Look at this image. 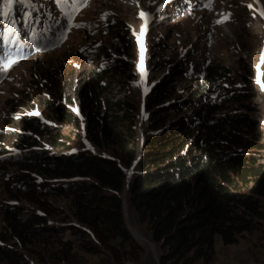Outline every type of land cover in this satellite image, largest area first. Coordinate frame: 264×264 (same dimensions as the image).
Returning <instances> with one entry per match:
<instances>
[{
	"label": "rangeland",
	"instance_id": "rangeland-1",
	"mask_svg": "<svg viewBox=\"0 0 264 264\" xmlns=\"http://www.w3.org/2000/svg\"><path fill=\"white\" fill-rule=\"evenodd\" d=\"M23 2L13 0L7 5L6 19L0 17V33L7 37L15 30L19 40L0 39V59L16 61L7 67L0 63V249L20 264H66L56 260L67 243L78 256L76 264H158L161 251L151 242L149 227L139 222L127 203L126 230L143 250L138 261L111 260L103 248L99 255L81 251L82 241L72 228L97 241L74 217L71 197L50 195L49 188L40 189L39 176L7 165L21 161L18 157L26 147L15 137L32 139L35 145L27 151L36 156L77 152L112 156L115 147L98 148L86 131L88 114L80 85L92 70L107 71L102 93L98 91L102 101L126 98L138 109L139 145L148 133L147 91L163 82L169 88L175 84L173 99L184 101L210 73L208 95L220 106L215 116H247L260 137L258 147L248 154L264 165V18L260 15L264 0H82L74 12L58 6L56 0H32L31 23H26L23 11L15 10V4ZM141 12L151 17L147 23ZM187 71H193L195 78L185 77ZM50 104L66 107L76 123L52 120ZM90 110L101 113L94 105ZM188 114L191 108L181 106L165 116L177 122ZM31 120L39 123L42 132L28 129L25 122ZM52 138L68 149H56ZM234 150L247 155L243 149ZM130 176L127 171L128 180ZM261 208L263 217L236 244L224 245L215 236L210 264H264V198ZM30 221L35 236L20 233L19 224ZM8 261L0 257V264Z\"/></svg>",
	"mask_w": 264,
	"mask_h": 264
},
{
	"label": "trees",
	"instance_id": "trees-1",
	"mask_svg": "<svg viewBox=\"0 0 264 264\" xmlns=\"http://www.w3.org/2000/svg\"><path fill=\"white\" fill-rule=\"evenodd\" d=\"M0 2L4 8L0 17L5 20L8 4ZM27 9L34 13L32 5L15 4L17 13L26 14ZM117 37L123 42L119 33ZM194 74L187 71L185 77L194 79ZM106 75L105 69L92 70L80 88L88 114L86 131L98 148L115 147L112 156L79 152L31 155L27 148L35 142L17 134L15 139L26 147L18 157L21 161L7 165L39 176L40 189L49 188L50 195L71 197L74 217L97 241L72 228L82 241L78 246L81 251L99 255L103 248L111 260L138 261L143 250L126 230L127 203L139 222L149 227L151 242L161 251L158 264H210L215 236H220L224 245L236 244L243 233L256 226V219L263 217L264 165L256 164L248 154L260 142L253 123L247 116H215L220 106L208 95L209 73L184 101L173 99L175 84L169 88L163 82L147 91L148 133L139 145L134 104L126 98L101 100L98 91L103 89ZM91 105L101 113H93ZM181 106L191 108V114L177 122L168 121L165 115L180 111ZM48 110L58 123H76L64 106L50 104ZM25 124L32 132H42L34 120ZM51 144L56 149L69 147L57 138H52ZM234 149H243L247 155ZM127 171H131L129 180ZM19 227L25 236L37 233L31 221ZM59 254L56 263L78 262L69 243L63 244ZM0 257L9 260L6 264H20L19 259L10 260L5 249H0Z\"/></svg>",
	"mask_w": 264,
	"mask_h": 264
},
{
	"label": "snow or ice",
	"instance_id": "snow-or-ice-1",
	"mask_svg": "<svg viewBox=\"0 0 264 264\" xmlns=\"http://www.w3.org/2000/svg\"><path fill=\"white\" fill-rule=\"evenodd\" d=\"M4 2L8 5H11L13 3V0H4ZM25 2L29 5L32 4V0H25ZM56 3L58 6H66L67 8L71 9V11H77L79 9V7L81 6L82 0H56ZM249 7H251V5H249ZM159 11V9H158ZM67 15V13H65ZM26 15L28 16V19L26 21V23H31L32 22V17L30 13H26ZM141 17L145 19L146 23L148 20L151 19V17L149 16L148 13H144L141 12L140 13ZM260 15L262 18H264V11L260 12ZM38 20V18H37ZM56 23H58V21H55ZM60 36L63 38L64 37V33L61 32ZM29 42H31V38L30 37H26ZM0 39H6V40H15L17 43H19V40H17L16 38V33L15 30H12L8 33L7 37H5L3 35V33H0ZM264 55V54H262ZM16 61L12 60V59H8L7 62L5 63L2 59H0V63H4V66L7 67L8 65H11L13 63H15ZM262 89H264V83L261 84Z\"/></svg>",
	"mask_w": 264,
	"mask_h": 264
},
{
	"label": "bare ground",
	"instance_id": "bare-ground-1",
	"mask_svg": "<svg viewBox=\"0 0 264 264\" xmlns=\"http://www.w3.org/2000/svg\"><path fill=\"white\" fill-rule=\"evenodd\" d=\"M146 27V26H145ZM147 28V27H146ZM144 34V33H143Z\"/></svg>",
	"mask_w": 264,
	"mask_h": 264
}]
</instances>
